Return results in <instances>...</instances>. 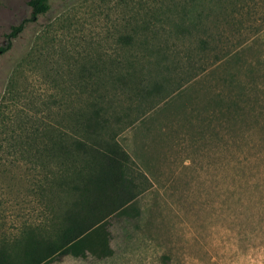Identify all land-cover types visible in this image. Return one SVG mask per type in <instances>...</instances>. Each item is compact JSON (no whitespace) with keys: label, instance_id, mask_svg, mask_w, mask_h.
Returning a JSON list of instances; mask_svg holds the SVG:
<instances>
[{"label":"rangeland","instance_id":"374dc122","mask_svg":"<svg viewBox=\"0 0 264 264\" xmlns=\"http://www.w3.org/2000/svg\"><path fill=\"white\" fill-rule=\"evenodd\" d=\"M27 2L0 0V47L30 17ZM184 2L49 0L0 56L4 230L47 216L35 193L48 169L37 160L41 129L65 125L66 107L83 102V73L116 69L101 63L128 58L116 41L144 24L159 30L147 36L176 40L170 26ZM167 55L169 64L177 54ZM116 140L136 165L141 193L130 216L109 221L113 254L48 264H264V27Z\"/></svg>","mask_w":264,"mask_h":264},{"label":"trees","instance_id":"16d2710c","mask_svg":"<svg viewBox=\"0 0 264 264\" xmlns=\"http://www.w3.org/2000/svg\"><path fill=\"white\" fill-rule=\"evenodd\" d=\"M27 4L30 17L5 34L0 56L28 23L50 9L49 0ZM181 8L180 20L170 26L176 40L147 36L159 33L150 23L120 37L116 46L129 57L101 63H114L112 71H85L83 102L66 107L65 125L41 129L44 141L37 160L43 159L48 169L35 193L48 214L39 224L24 220L12 232L4 230L0 217V264H48L64 256L105 259L113 254L109 221L130 216L141 193L133 176L136 165L116 138L264 27V0H187ZM167 54H177L169 64ZM136 176L143 178L137 171Z\"/></svg>","mask_w":264,"mask_h":264}]
</instances>
